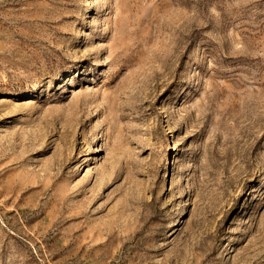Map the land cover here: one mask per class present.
<instances>
[{
    "label": "rangeland",
    "instance_id": "1",
    "mask_svg": "<svg viewBox=\"0 0 264 264\" xmlns=\"http://www.w3.org/2000/svg\"><path fill=\"white\" fill-rule=\"evenodd\" d=\"M0 264H264V0H0Z\"/></svg>",
    "mask_w": 264,
    "mask_h": 264
}]
</instances>
